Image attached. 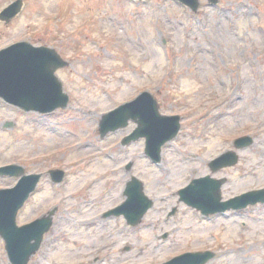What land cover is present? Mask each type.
Masks as SVG:
<instances>
[{
  "label": "rangeland",
  "instance_id": "1",
  "mask_svg": "<svg viewBox=\"0 0 264 264\" xmlns=\"http://www.w3.org/2000/svg\"><path fill=\"white\" fill-rule=\"evenodd\" d=\"M12 1L0 0V12ZM201 2L194 13L176 0H25L20 16L0 23V47L27 40L69 64L57 71L70 95L65 109L41 116L0 99V166L45 174L17 223L57 207L29 264H162L206 249L217 253L207 264H264V204L203 219L177 194L207 175L225 178L223 198L264 187V0ZM144 91L182 119L159 164L143 139L121 144L134 122L99 132L102 114ZM242 136L254 143L236 165L213 173L209 162ZM55 168L66 172L60 184L47 175ZM132 177L153 207L136 226L103 217L126 201ZM17 180L0 176V189ZM0 264H11L1 237Z\"/></svg>",
  "mask_w": 264,
  "mask_h": 264
},
{
  "label": "water",
  "instance_id": "2",
  "mask_svg": "<svg viewBox=\"0 0 264 264\" xmlns=\"http://www.w3.org/2000/svg\"><path fill=\"white\" fill-rule=\"evenodd\" d=\"M180 1L194 10L199 7L198 0ZM21 5L22 0H17L0 13V18L10 21L19 13ZM66 64L54 49L34 47L27 42L14 44L0 51V96L27 111L48 113L59 107L65 108L69 96L63 92L62 83L54 73ZM129 119H134L139 126L123 144L141 137L146 138V153L158 163L162 146L180 130V117L162 115L156 99L149 92H143L133 101L102 116L101 136L126 126ZM252 142L251 137H243L238 139L236 144L248 146ZM226 156L228 155L212 161L214 170L229 164L226 162ZM229 157L232 160L230 164L237 162L235 154ZM50 173L54 182H61L64 178V171L52 170ZM0 174L21 177L15 187L0 190V235L5 240L8 257L12 263L28 264L31 256L39 249L44 234L50 229L56 209L30 224L18 226V211L36 189L41 174L25 175V170L20 165L1 167ZM222 183L223 180H213L209 177L195 180L189 187L180 191L181 200L201 209L205 214L232 207L242 208L249 203L264 201V190H259L221 202ZM125 195L127 199L124 203L104 215L123 214L129 224L137 225L153 206V201L145 194L143 183L136 177H132L127 183ZM174 211L171 214L175 213ZM212 257L214 254L211 252L186 253L165 264H206Z\"/></svg>",
  "mask_w": 264,
  "mask_h": 264
},
{
  "label": "flooded vegetation",
  "instance_id": "3",
  "mask_svg": "<svg viewBox=\"0 0 264 264\" xmlns=\"http://www.w3.org/2000/svg\"><path fill=\"white\" fill-rule=\"evenodd\" d=\"M0 23H1L2 25L4 24L3 26H6V25L9 24V23H5V22H3V21H0ZM1 31H2V30H1V28H0V33H1ZM1 48H3V47H1ZM1 48H0V49H1ZM208 166H209V165H208ZM209 167H210V166H209ZM227 168H229V167H223V168L220 169V170H225V169H227ZM210 169H211V167H210ZM219 172H220V171H219ZM245 172H246V171H245ZM225 183H226V182H225Z\"/></svg>",
  "mask_w": 264,
  "mask_h": 264
}]
</instances>
